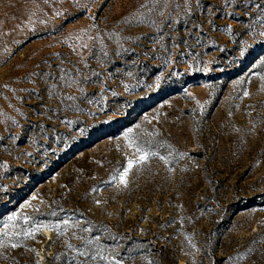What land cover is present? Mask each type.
I'll use <instances>...</instances> for the list:
<instances>
[{"label":"rangeland","instance_id":"rangeland-1","mask_svg":"<svg viewBox=\"0 0 264 264\" xmlns=\"http://www.w3.org/2000/svg\"><path fill=\"white\" fill-rule=\"evenodd\" d=\"M164 2L0 0V264H264V0Z\"/></svg>","mask_w":264,"mask_h":264},{"label":"snow or ice","instance_id":"snow-or-ice-1","mask_svg":"<svg viewBox=\"0 0 264 264\" xmlns=\"http://www.w3.org/2000/svg\"><path fill=\"white\" fill-rule=\"evenodd\" d=\"M158 4H159V0H153V5H152L153 8H155ZM141 7H142V8H147V5H142ZM167 7H168V3H167L166 0H165V2H164V4H163V8H167ZM180 7H181V5H179V4H176V5H175V8H176V9H180ZM185 7L190 9V5H188L187 0H185ZM148 10L151 11L152 9H148ZM160 14L163 15V11H161ZM139 16H140V18H139V21H138V22H139V23H145L146 21H145V19H144V17H143V14L141 13V14H139ZM150 22H151L152 24H155V21H150ZM261 35H264V32H262ZM82 47H83V48H86V47H88V45H87V44H83ZM241 51L243 52V49H242ZM58 67L60 68V76H59V79H60V80H64L65 83H69V84H71V83H75L74 78L71 76V71H72L71 69H65V68L63 67V65H60V66H58ZM77 71H78V69H77ZM46 75H48V76H52L53 74H52V73H47ZM53 78L55 79V77H53ZM51 87H52V88H56L57 85H56V84H53V85H51ZM245 95H248V93L245 92ZM69 99H71V97H69ZM128 131L131 132L132 130L129 129ZM125 135L127 136V133H126ZM137 152L140 153V155H139V160H140V161H145V160L148 159V155H149V154H148L147 152H145L143 149L137 147ZM134 162H135V161L130 160V161L128 162V167L125 168V169H124V172L120 175V182H121L122 184H125V185L127 184L126 176H127V173H128V171H129V169L132 168ZM114 179H115V178H114ZM97 203H99V201H97ZM9 219L11 220V219H13V217H9ZM63 223L66 224L67 221H63ZM5 227H7V225H5ZM43 227H55V225H44V224H39V223H38V224L35 225V230L38 231L40 228H43ZM30 234H31V232L25 233V235H30ZM8 235H12V234L9 233ZM95 239H96V241H97V243H98V242H99V237H96ZM88 243H91V241H88ZM16 246H17L16 244H12V247H16ZM68 247H69V248H72L73 246H72L71 244H69ZM82 254H83L84 256H88V254H89V253H88V250L85 248ZM96 255H97V256H101V253H100V252H97ZM102 259L107 260V257H102ZM110 264H121V262H120L119 260H117V259L113 256V257H112V260H111V262H110Z\"/></svg>","mask_w":264,"mask_h":264}]
</instances>
